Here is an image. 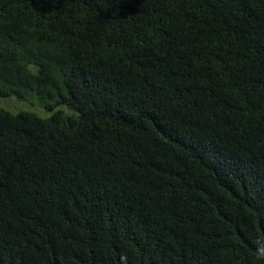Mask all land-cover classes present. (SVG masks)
<instances>
[{"label": "trees", "instance_id": "trees-1", "mask_svg": "<svg viewBox=\"0 0 264 264\" xmlns=\"http://www.w3.org/2000/svg\"><path fill=\"white\" fill-rule=\"evenodd\" d=\"M0 264H264V0H0Z\"/></svg>", "mask_w": 264, "mask_h": 264}, {"label": "rangeland", "instance_id": "rangeland-1", "mask_svg": "<svg viewBox=\"0 0 264 264\" xmlns=\"http://www.w3.org/2000/svg\"><path fill=\"white\" fill-rule=\"evenodd\" d=\"M0 107L5 108L11 112H16L19 110L31 111L40 117H46L51 112L38 105L37 103H30L24 100H20L15 96H0Z\"/></svg>", "mask_w": 264, "mask_h": 264}]
</instances>
